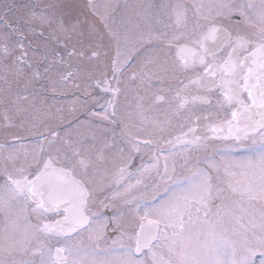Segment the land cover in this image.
<instances>
[{"label": "snow or ice", "instance_id": "obj_1", "mask_svg": "<svg viewBox=\"0 0 264 264\" xmlns=\"http://www.w3.org/2000/svg\"><path fill=\"white\" fill-rule=\"evenodd\" d=\"M25 7L0 0V129L38 136L0 143V264H264V0Z\"/></svg>", "mask_w": 264, "mask_h": 264}, {"label": "rangeland", "instance_id": "obj_2", "mask_svg": "<svg viewBox=\"0 0 264 264\" xmlns=\"http://www.w3.org/2000/svg\"><path fill=\"white\" fill-rule=\"evenodd\" d=\"M8 3L14 4L15 8L11 13H9L10 16V22L13 23H19L21 28L27 32V26L24 24V20L27 19V12L28 9L25 7V5H31L36 2H47V0H7ZM40 37L38 36H32L31 34L28 35V40L30 41H36L37 43L40 41ZM35 47V46H33ZM49 94H47L45 91L40 94V99H42L46 104L48 105H58L60 107L65 108L67 105L64 102V99L69 100V98L65 95H54L50 91H48ZM66 100V101H67ZM76 100L75 96L72 99V101H69V104H73V102ZM66 106H65V105ZM28 133L23 130H17V129H9V130H3L0 129V143H6L5 140L11 138L12 136L25 138ZM118 134V133H117ZM23 141V139H22ZM36 142L35 140L33 141ZM33 142H25V143H19V144H25V145H33ZM10 144V143H7ZM11 145V144H10ZM261 257L257 255L256 260L257 264H259V260Z\"/></svg>", "mask_w": 264, "mask_h": 264}, {"label": "flooded vegetation", "instance_id": "obj_3", "mask_svg": "<svg viewBox=\"0 0 264 264\" xmlns=\"http://www.w3.org/2000/svg\"><path fill=\"white\" fill-rule=\"evenodd\" d=\"M74 3L78 4V5H85L87 3V0H73ZM94 2L101 6V11H103V6L105 5H118L119 7H116L115 8V11L113 12V15L119 17L120 13L124 10V7L125 5H133V4H137V3H148V2H153V3H159L160 0H94ZM82 11L89 16V19L94 21L96 24H97V27L99 28H103L102 24H100L99 20H97L96 17H93L90 15L89 13V10L87 8H82ZM47 94L48 91H45ZM77 98L80 96V92L74 88H70V90L67 92V95L66 97L69 98V100L67 99H64L66 102L65 105V109H67L69 106H71L72 104H69V101H72V99L74 98ZM67 100V101H66ZM97 111H99V108L97 107L96 109ZM77 116L80 118V119H85L86 117L84 116L83 113H77ZM75 118H73L74 120ZM65 126H68V122L65 121ZM119 132V130H117V133ZM28 133V132H27ZM38 138L37 134L35 133H28L26 135L25 138H19V137H15V136H12L11 138L5 140L6 143H10V144H19V143H25V142H33L34 140L36 141ZM23 139V141H22ZM34 143V142H33ZM139 159H137V161L135 162L134 164V167H139ZM111 213L109 212L108 215H110ZM115 234L111 232V230H109V236H114ZM85 243L87 244V241H85Z\"/></svg>", "mask_w": 264, "mask_h": 264}]
</instances>
